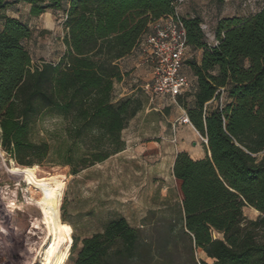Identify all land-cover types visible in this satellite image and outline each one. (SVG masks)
<instances>
[{
  "label": "trees",
  "instance_id": "16d2710c",
  "mask_svg": "<svg viewBox=\"0 0 264 264\" xmlns=\"http://www.w3.org/2000/svg\"><path fill=\"white\" fill-rule=\"evenodd\" d=\"M23 1L34 16L64 12L66 50L57 62L33 65L24 44L32 28L1 14V145L18 167H33L53 149L32 138L35 126L47 116L62 118L68 141L62 162L76 174L125 149L122 131L144 103L140 96L114 101L115 82L123 78L119 61L134 52L153 20L175 14L177 0ZM16 2L0 0V9ZM181 17L194 86L177 101L207 138L205 157L185 150L175 157L181 222L164 218L146 234L124 216L112 218L80 247L74 237L75 264H264V4L248 16L220 18L212 41L200 17ZM193 49L201 50L199 58ZM224 92L229 100L210 107ZM37 174L32 183L49 189V206L61 209L64 183ZM246 206L260 212L257 218L245 215ZM197 250L212 261L198 258Z\"/></svg>",
  "mask_w": 264,
  "mask_h": 264
},
{
  "label": "rangeland",
  "instance_id": "374dc122",
  "mask_svg": "<svg viewBox=\"0 0 264 264\" xmlns=\"http://www.w3.org/2000/svg\"><path fill=\"white\" fill-rule=\"evenodd\" d=\"M263 4L264 0H184L177 4V12L180 16L200 17L205 24V35L212 41L220 18L248 16ZM14 7L12 10L33 31L24 41L33 65L43 60L57 62L66 50L64 12L49 9L34 16L22 0ZM200 52L193 49L191 56L199 58ZM119 64L123 78L115 82L114 101L140 96L144 104L122 131L125 149L103 162L79 167V172L74 174L72 166L62 162L68 144L63 132L65 120L47 116L37 123L32 138L50 141L51 154L43 162L32 164L31 173L17 171L15 167L20 164L2 147L0 129V264H42L46 244L52 238L51 220L60 230L58 253L68 247L63 244L68 233L73 240L79 239L80 247L83 238L102 231L110 219L118 216H124L146 234L158 230V223L164 218L181 222V182L173 174L174 158L183 146L191 156L205 157L206 143L200 132L183 122L186 110L177 99L156 96L146 90L151 75L138 56L128 55ZM187 96L186 102L192 105V93ZM228 100L224 92L210 107ZM37 170L39 179L64 183L61 209L53 210L49 206V189L32 183ZM244 213L253 219L260 214L249 206L244 207ZM199 252H196L198 258ZM76 254V249L70 250L62 264H75Z\"/></svg>",
  "mask_w": 264,
  "mask_h": 264
},
{
  "label": "built area",
  "instance_id": "2783aa9c",
  "mask_svg": "<svg viewBox=\"0 0 264 264\" xmlns=\"http://www.w3.org/2000/svg\"><path fill=\"white\" fill-rule=\"evenodd\" d=\"M184 0H177V4ZM203 29L205 24H202ZM190 52L187 31L177 12L162 16L150 23L149 30L140 38L134 49L140 61L150 71L151 78L145 88L156 96H177L194 86V78L186 70L185 60ZM184 123H191L186 112ZM205 143L207 138L203 137Z\"/></svg>",
  "mask_w": 264,
  "mask_h": 264
},
{
  "label": "bare ground",
  "instance_id": "6f19581e",
  "mask_svg": "<svg viewBox=\"0 0 264 264\" xmlns=\"http://www.w3.org/2000/svg\"><path fill=\"white\" fill-rule=\"evenodd\" d=\"M190 124L193 127L192 123H190ZM15 169L17 171H25V172L29 171L30 173L33 171L32 167H18V166H16ZM35 224H37V222H35ZM49 229H50V233L52 234V238L49 240V242H47L48 244H46V252H45V256L42 260V264H62L64 262L66 256L69 254V251L71 250L70 247L73 244V237L68 233L65 240L63 241V244H67L68 247L62 253H58L57 250H58V246L60 244L59 227L54 221L51 220V222L49 224ZM30 232L34 234L33 231H30ZM44 238H46V237H44ZM26 243H28V242H26ZM41 243H39V244H41Z\"/></svg>",
  "mask_w": 264,
  "mask_h": 264
},
{
  "label": "crops",
  "instance_id": "0c3cea01",
  "mask_svg": "<svg viewBox=\"0 0 264 264\" xmlns=\"http://www.w3.org/2000/svg\"><path fill=\"white\" fill-rule=\"evenodd\" d=\"M6 1H8V2H13V1H15V0H6ZM21 1V0H20ZM19 0H18V2H16V3H9V5L6 7V8H4V9H0V16H1V14H7V15H9V16H13V17H18V18H20V16H19V13L18 12H16V11H14V10H12V9H15V5H17V4H19V2H20ZM22 2H25V1H23L22 0ZM27 3V2H26ZM28 5H29V9H30V4L29 3H27ZM47 13H51V12H47ZM46 13V14H47ZM45 14V15H46ZM52 14V13H51ZM2 22H3V19L0 17V28H1V26H2ZM131 56H137L136 54H134V53H132L131 54ZM201 56V52H200V54H199V57ZM186 128V130L187 131H189L190 130V128H189V126H186L185 127ZM183 150H187L186 149V147L185 146H183V148H182V150H180V151H183ZM179 152V151H178ZM177 152V153H178ZM176 153V154H177ZM175 157H176V155H175ZM193 157V156H192ZM193 158H195V157H193ZM197 158H201V157H197ZM174 161H175V158H174ZM201 251V250H200ZM200 257H202V258H204V259H207L208 261H212L210 258H208L207 257V255H206V253L204 252V251H201V254H200Z\"/></svg>",
  "mask_w": 264,
  "mask_h": 264
},
{
  "label": "water",
  "instance_id": "95a60500",
  "mask_svg": "<svg viewBox=\"0 0 264 264\" xmlns=\"http://www.w3.org/2000/svg\"><path fill=\"white\" fill-rule=\"evenodd\" d=\"M209 155H210V152H209Z\"/></svg>",
  "mask_w": 264,
  "mask_h": 264
}]
</instances>
